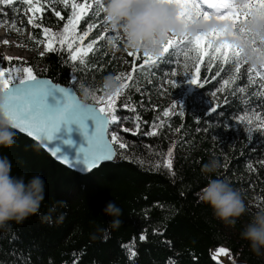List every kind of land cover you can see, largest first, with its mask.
Segmentation results:
<instances>
[{
	"label": "trees",
	"instance_id": "16d2710c",
	"mask_svg": "<svg viewBox=\"0 0 264 264\" xmlns=\"http://www.w3.org/2000/svg\"><path fill=\"white\" fill-rule=\"evenodd\" d=\"M90 10L94 16L76 11L81 15L76 23L77 36L89 31V23L95 25L96 32H89L83 42L71 40V29L64 32L63 26L70 14L59 11L64 19H57L49 12H42L28 27L29 39L38 41L45 33L43 29L48 28L47 34L56 38L53 45L56 50L37 51L29 60L6 58L3 63L0 58V70L30 67L37 77L74 88L80 99L85 83L95 85L88 89L89 93L107 98L106 93L111 92L105 90L104 78L114 77L118 68L114 58L103 53V40L94 45L93 52L85 55L84 64L69 59L68 42L75 49L87 46L101 35L96 22L104 12L97 15L93 6ZM53 26L58 28L50 32ZM237 26H243L242 22L238 21ZM61 34L68 37L63 45L59 42ZM255 46H259V41ZM177 48L170 45L171 52L176 53ZM228 56L229 60L213 61L212 72L207 70L205 59L196 63L200 67L199 71L195 67L194 75L203 87L192 85L189 94L216 92L221 76L230 80L214 106L216 112H203L198 121L189 115L188 103L183 107V114L169 112L159 120L160 114L154 115L151 110L145 113L140 108L131 87L124 89L141 116L140 131L132 135L121 131L115 122L110 123L109 139L110 133L116 132L126 148L120 149L119 144L112 143L117 161L102 164L86 175L56 163L38 144L13 130L16 142L10 148H0V156L10 159L14 176L26 181L34 175L41 176L45 195L36 214L0 227V264H218L210 254V249L217 247L227 248L234 258L249 264H264L262 255L254 254L248 242L240 237L252 214L264 209V132H247L236 125L237 119L247 113L264 119V68L256 66L261 75L251 73L253 81L250 82L247 70L251 64H241L243 78H240L241 74L235 72L232 51ZM177 58L172 57L173 63ZM144 59L139 58V52L129 57V73L133 79L128 81L126 77L121 83L133 85L137 75H163L173 65L161 63L158 55L154 59L156 63L150 61L141 68ZM134 65L136 71H133ZM220 66L227 71L215 76ZM239 87H244V92H240ZM129 99L116 97L118 119L122 120L127 113L123 105L128 104ZM87 103L97 108L106 107L96 103L91 95ZM166 123L177 128L178 137L182 136L184 141L190 139L185 147L180 148L177 140H167ZM153 125L158 133L155 136L147 134L153 130ZM213 158L224 164L214 173L202 174V166ZM168 159L172 161L171 171L164 166ZM209 179L223 180L240 193L246 211L235 224L221 221L199 200L197 193ZM109 201L121 209L119 216L104 214ZM251 203L254 205L250 206ZM114 220L120 221L119 226ZM141 236L146 239L141 240ZM130 250L136 253L134 257Z\"/></svg>",
	"mask_w": 264,
	"mask_h": 264
},
{
	"label": "snow or ice",
	"instance_id": "6c2138e0",
	"mask_svg": "<svg viewBox=\"0 0 264 264\" xmlns=\"http://www.w3.org/2000/svg\"><path fill=\"white\" fill-rule=\"evenodd\" d=\"M23 3L29 5L32 4V0H22ZM65 5L69 3V0H61ZM160 4H166L170 6H175L178 9L177 20L182 22L185 27H189L199 21H226L225 28L217 30L213 29L211 32L203 36L189 37L187 34L181 36L180 44L183 45V51L195 52L196 58L203 60L200 56L202 51L205 55L208 52L202 47L204 41L209 37L212 38H223L226 42L222 43L220 47L214 48L215 54H220L225 60H229L227 51L232 50V57L235 63V72L241 74V64H250L246 52L264 56V39L255 40L249 37L246 33L245 25L249 22L250 18L256 14L258 16L264 17V0H248V3L244 4L240 9L234 8L229 4V0H157ZM0 5H14V0H0ZM95 5L97 6L96 14L99 12H104V0H95ZM204 5H207L208 9H214V11H208L204 9ZM73 12L68 16V22L64 24V32L68 33L71 29V40H83L89 36V31L85 30L79 36L76 35V23L81 19V15H78L76 9H79L81 13L84 12L85 4L72 3L71 5ZM87 7H92L88 4ZM222 8H230L229 12H222ZM247 9V11H244ZM233 12L235 13L233 15ZM7 15V14H5ZM57 17L64 19L60 15L59 11L55 12ZM202 17V20H201ZM105 23L102 26H107L108 21L105 16L100 17ZM241 21L243 26H237V22ZM0 23H3L0 21ZM12 26L15 27L14 21L11 22ZM29 23H33L29 20ZM35 26V25H34ZM88 29L94 27V22L87 25ZM45 34L49 32L48 28H44ZM55 37L50 39L45 45V52L55 51L56 49L52 47L55 42ZM68 37L63 34L59 37V42L61 45L65 43ZM107 37L105 35H100L98 39L92 40L86 47L83 48H73L71 42H68L67 48L69 49V59L77 60L78 54L87 55L88 52L94 51V45L98 44V41L105 40ZM231 41V43L227 42ZM232 41H239L240 43H233ZM259 41V46H255L256 42ZM169 45L174 49L178 47L173 43L172 39H167V44L162 47V51L159 52L162 62L173 63L172 55L173 53L169 51ZM244 45H247L245 48ZM209 48H213L211 43L208 44ZM128 56H132L133 52L125 49ZM139 52V50H137ZM167 54V56H165ZM43 55V53L41 54ZM145 59L140 65L143 68L148 65L150 61L156 63L152 55L143 53ZM191 59V57H189ZM218 57L213 55L210 57L209 63L207 65V70L209 72L213 71V61ZM81 64L85 61L81 60ZM199 71V64L194 65ZM264 68V67H262ZM137 68L134 65L133 71ZM222 71H227L223 66H220L219 71L215 73V76H220ZM249 73L248 80L253 81L251 73L255 72L257 76L261 73L256 69V66L251 65L247 70ZM23 72L26 74V78H17L16 82L9 83L7 79L0 81V118L5 119L10 124L11 128L17 129L20 132L26 133L29 137L45 142L46 147L54 157H57L62 163H70L67 155L61 154L60 144L67 145L68 147H73L75 145V140L72 138L73 132L81 137L82 146L76 148L75 158L71 161L72 166L83 165L86 169H91L97 166L101 161L108 160L115 154V149L110 147V143H118L120 149L126 148V144L121 140V138L113 134L111 135V141L105 140V136L109 131V124L112 122H118V118L115 116V99L119 96L124 89L130 88L132 85L129 83H120L118 87L111 93H106L105 95H96L95 92L89 93V88H95V85H83L85 91L88 95H91L92 99L96 103H103L106 107H93L92 104L81 105L78 100L75 89L69 87H60L59 85L53 84L49 80L38 79L33 70L30 67H25ZM172 76L176 75L175 71L171 72ZM3 71H0V77H3ZM123 74L114 77L116 81L121 80ZM187 83L189 85H199V78L196 75L185 74ZM215 78V77H213ZM243 78L242 74L241 77ZM133 79L131 73L128 74L127 80L131 81ZM264 79V77H262ZM78 82V81H76ZM74 82V83H76ZM168 83L173 86H179V81L168 80ZM229 79H223L222 85H229ZM244 87H239L240 92H244ZM191 91V89H189ZM221 91L220 88L217 92ZM213 96L216 93L212 94ZM227 102V101H225ZM219 106V105H218ZM123 107L127 110L135 111L134 107L129 104H124ZM211 107V106H210ZM175 108V105H173ZM216 107H211V112H216ZM111 114V115H110ZM169 115L168 110L163 111V116L167 117ZM136 120V131H132V135H136L140 131L139 120L140 117L137 116ZM260 123L264 125V119L260 120ZM156 126L153 125V130L149 131L147 134L151 136L157 135L155 130ZM124 131H129L128 129H123ZM59 154V155H58ZM168 156H172V150L169 149ZM164 166L170 171L172 170V161L168 159L165 161ZM146 239L145 236H141V240ZM220 254H227V250L220 248L216 250V256ZM130 255L134 257L136 253L130 250ZM216 256L213 258L215 259Z\"/></svg>",
	"mask_w": 264,
	"mask_h": 264
},
{
	"label": "clouds",
	"instance_id": "9594fccd",
	"mask_svg": "<svg viewBox=\"0 0 264 264\" xmlns=\"http://www.w3.org/2000/svg\"><path fill=\"white\" fill-rule=\"evenodd\" d=\"M178 9L160 4L157 0H104V16L112 30H120L124 35V46L130 51H141L149 55L159 53L163 43L170 35L191 37L203 36L213 29L226 26L215 21H199L189 27L177 20ZM246 33L255 40L264 39V17L254 14L245 25ZM239 44V41H232ZM246 48L247 45H244ZM249 63L264 67V56L246 52ZM113 77L104 78L103 86L112 92L118 87ZM88 102L85 91L81 105ZM16 142V133L7 120L0 118V148H10ZM220 162L213 158L205 163L202 174L214 173ZM45 195V183L41 176L34 175L27 181L23 177L12 175V163L7 156H0V227L8 222H22L36 214ZM199 200L208 205L213 214L227 224H235L244 214L246 206L240 193L223 180L209 179L207 185L197 193ZM103 212L109 216H119V209L109 201ZM113 223L119 226L120 221ZM241 239L249 244L254 254L264 252V209L252 214L251 219L240 232Z\"/></svg>",
	"mask_w": 264,
	"mask_h": 264
},
{
	"label": "rangeland",
	"instance_id": "374dc122",
	"mask_svg": "<svg viewBox=\"0 0 264 264\" xmlns=\"http://www.w3.org/2000/svg\"><path fill=\"white\" fill-rule=\"evenodd\" d=\"M81 3L85 4V12H88L92 16H94L91 13L90 7H87L88 4H91L94 8L97 9V6L95 5V0H69V3L67 5L63 4L60 1L54 2L52 0H32V4L29 5L27 3H23L22 0H14V5H0V21L3 23H0V58L3 59L6 58H21L24 60H29L37 51L45 50V45L49 42L50 39H53L54 37L52 35H48L43 33L40 37V39L36 42H33L29 39V20H34L35 17H38L42 12H49L54 17H57L55 15L56 11H65L67 14H71V11H73L71 5L72 3ZM199 2V0H198ZM248 3V0H229V4L232 5L236 9H240L244 4ZM20 6L24 7V10L20 9ZM175 7V6H174ZM204 9L208 11H214V9H208L207 5L203 6ZM79 9H76V11ZM222 12H229L231 11L230 8H222ZM244 11H247V9H244ZM7 14V15H5ZM235 13L233 12V15ZM61 15V14H60ZM60 17H57V19ZM202 20V17H201ZM12 21L15 23V27L12 26ZM215 21V20H213ZM218 24L224 25L226 21H215ZM104 21L101 19L98 22H96V27L101 33V35H105L107 39L103 40V53L105 55H109V58H114V63L117 65L118 71L114 75H120L123 74L121 77V80L118 81V84L124 81V79L127 77L129 73L130 68V61L129 57L127 55V52L125 51L124 46V35L122 31L120 30H112L110 28L109 23L107 26L104 25ZM57 26H53L50 29V32H54L57 30ZM89 32H96L95 31V25L92 29H88ZM211 32V31H210ZM191 38V36H189ZM170 39L173 40V43L175 45H179L176 53H173L172 57H178L176 59V63H173L172 67L169 69L168 72H166L163 75H156V74H149V75H137L135 77V80L133 82V85L131 86V90L134 92V100L139 101L140 108L145 112L148 113L150 110L154 112V115L160 114L158 116V119L161 120L164 118L163 111L168 110L169 112H172L177 115L183 114V107L186 103L189 104V115L192 116V118L195 121H198L200 119V116L203 112H207L211 110V107H214L216 102L219 99L220 93L230 85L223 86L222 82L223 79H228L227 76L220 77V86L219 88L221 91L217 92H211L205 95L201 94H195L191 95L189 94V89L192 85H189L187 83V79L185 78V74L188 73L190 75H194L195 73V64L200 62V59L196 58L195 52H187L183 51V45L180 44L181 36L176 35H170ZM168 38V39H169ZM6 42L10 43L7 47L5 46ZM226 42L222 37L221 38H212L209 37L206 41H204L202 47L206 52H208V55H205V52L202 51L200 53V56L203 57L208 63L210 60V57L215 55L218 58L215 59L217 63H220L224 58L220 54L214 53L215 47H220L222 43ZM231 43V41H227ZM119 43L121 44V47L119 46ZM211 43L213 45V48H209L208 44ZM167 44V40L163 43V45L160 48V51H162V47ZM54 43L52 44L53 47ZM37 46V49L35 50L34 47ZM87 46L80 45L77 48H83L86 49ZM130 51V50H128ZM159 51V52H160ZM169 51L170 45H169ZM227 51L228 55L232 50H223ZM133 54L138 53L137 51H132ZM158 54L152 55L153 59L158 58ZM85 55L78 54L77 60L81 61L83 60ZM191 57V59L189 58ZM139 58H145L143 56V53L139 51ZM2 63V62H1ZM4 63V61H3ZM25 67L22 66H13V67H6L1 68L0 71H3L4 76L0 77V81L7 79L9 83H13L17 81V78H26V74L23 72V69ZM175 71L176 75L172 76L171 72ZM113 77V78H114ZM172 81H179V86H173L172 84L168 83V80ZM230 81V80H229ZM216 93L215 96L212 94ZM119 98L122 100H128L129 95L125 93L124 91L119 95ZM131 107L135 108V111L127 110V113L124 115V118L118 119V122H115L117 126H119V129L121 131H124L123 129H128L129 131H125L127 133H132V131H136V124L137 120L136 117L139 116V124L141 128L142 120L141 116L137 114L136 106L132 102V98L129 99L128 103ZM173 105H175V108H173ZM211 106V107H210ZM236 125L240 126L243 130L247 132H254L261 130L264 132V125L260 123V119L252 114L247 113L244 116H241L236 121ZM165 134L167 137V140L169 142L178 141L179 147H185L186 144L189 143L190 139L187 141L183 140V137H178L179 133L177 132V128L169 126L168 123L165 124ZM116 134V132H111L110 136ZM111 140V139H110ZM118 144V143H115ZM226 155V154H224ZM223 155V157H224ZM222 157V158H223ZM223 161V160H222ZM224 162V161H223ZM224 164V163H223ZM220 163V165H223ZM254 203H251L250 206H253ZM262 258L264 259V252L261 253Z\"/></svg>",
	"mask_w": 264,
	"mask_h": 264
},
{
	"label": "water",
	"instance_id": "95a60500",
	"mask_svg": "<svg viewBox=\"0 0 264 264\" xmlns=\"http://www.w3.org/2000/svg\"><path fill=\"white\" fill-rule=\"evenodd\" d=\"M38 79H42V80H49L51 81L50 79L46 78V77H37ZM52 82V81H51ZM53 83V82H52ZM53 84H56V83H53ZM56 85H59V84H56ZM60 87H69V88H72L70 86H64V85H59ZM76 94V92H75ZM78 100L80 101L81 99L78 97V95L76 94ZM87 104H91V103H87ZM93 107H96V105L92 104ZM12 130L24 135L25 137H27L28 139L32 140L33 142H35L36 144L39 145V147L46 153L48 154L51 159H53L56 163L60 164L61 166L65 167L66 169L70 170V171H73L75 173H78V174H81V175H86L88 173H90L91 171H93L94 169H97L100 165L102 164H106V163H112V162H115L117 161V154H116V151H115V154L113 155V157L111 159H108V160H103L101 161L97 166L91 168L90 170L89 169H86L84 168L83 165H75V166H72L71 164V161L74 160L75 158V151H76V148L79 147V146H82V141H81V137L76 134L75 132H73L72 134V138L75 140V145L73 147H68L67 145H63V144H60L59 146L61 147V154H64V155H67L68 158H69V161L70 163L66 164V163H62L57 157H54L51 152L49 151V148L46 147V144L45 142H42L40 140H37V139H34L33 137H29L26 133H23V132H20L19 130L17 129H13ZM105 140L107 141H110L109 137H108V133L106 134L105 136ZM110 147L114 148V145L112 143H110L109 145ZM59 155V154H58ZM220 248H224L227 250V254H220L219 256H216V258L214 259L216 261V263L218 264H249L247 263L246 261L244 260H241V259H237V258H234L231 251L228 250L227 248L225 247H217L214 249H210V254L212 255V257H214V252H216V250L220 249Z\"/></svg>",
	"mask_w": 264,
	"mask_h": 264
},
{
	"label": "bare ground",
	"instance_id": "6f19581e",
	"mask_svg": "<svg viewBox=\"0 0 264 264\" xmlns=\"http://www.w3.org/2000/svg\"><path fill=\"white\" fill-rule=\"evenodd\" d=\"M9 44H10L9 42L8 43L6 42L5 46L7 47ZM214 255L216 256V252H214Z\"/></svg>",
	"mask_w": 264,
	"mask_h": 264
}]
</instances>
